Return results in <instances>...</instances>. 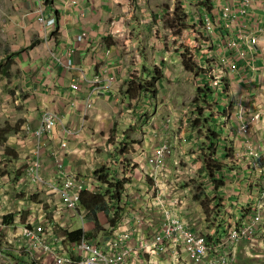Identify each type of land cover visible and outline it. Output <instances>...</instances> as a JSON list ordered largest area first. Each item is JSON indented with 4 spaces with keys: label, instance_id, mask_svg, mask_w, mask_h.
<instances>
[{
    "label": "crops",
    "instance_id": "1",
    "mask_svg": "<svg viewBox=\"0 0 264 264\" xmlns=\"http://www.w3.org/2000/svg\"><path fill=\"white\" fill-rule=\"evenodd\" d=\"M9 1L0 15V42L4 43L0 118H13L6 141L0 143V158L7 160L2 163L6 173L0 175L2 208L17 206L15 199H3L7 191L14 190L18 198H22L20 193H31L30 185L25 191L16 190L14 178H21L32 151L38 149L41 174L47 180L57 181L58 157L63 168L79 176L95 178L94 171L101 168L114 179L127 181L120 203L122 215L129 225L134 217L142 216L143 231L151 236L162 210L154 202L151 167L145 155L167 141L171 153L161 171L167 198L175 200L180 214L207 235L218 254L235 253L231 264H264V227L258 230V239L242 241L236 248H218L229 228L252 213L264 185V167L237 133L240 118L235 112L236 102L241 101L245 117L258 111L262 114L250 140L254 150L264 146V33L253 68L236 60V69L223 76L215 64L223 55L219 43L223 30L209 38L200 22L196 24L198 15L209 13L216 18L211 9L214 0ZM40 6L46 18L54 19L47 31L38 21ZM166 17H173L178 25L168 27ZM249 17L264 26V0H252ZM112 20H117L116 33ZM185 51L197 69H185ZM216 74L220 75L219 84L214 81ZM108 75L114 76L110 82ZM95 76H100L97 83ZM152 77L154 88L149 89L144 84ZM73 80L79 83L77 90L71 88ZM205 85L211 93H207L202 116L209 124L193 125L196 111L192 98L197 88ZM89 98L91 106L87 108ZM45 112L57 115L56 124L51 133L37 136ZM7 125L0 123V130ZM64 129L75 132L65 135ZM62 142L65 148L60 146ZM211 156L224 165L219 176L224 182L219 187L209 171ZM94 180L97 186L103 185ZM201 191L208 199L199 195ZM109 198L105 202H110ZM205 200L214 211L211 215L203 207ZM80 207L79 212L56 224L54 233L62 234L63 222L69 232L93 233L91 239L103 245L111 227L107 217L98 215L97 228L85 220ZM25 219L14 222L9 234L18 233ZM14 242L0 237V264H6L3 254ZM218 254L212 252L210 257Z\"/></svg>",
    "mask_w": 264,
    "mask_h": 264
},
{
    "label": "built area",
    "instance_id": "2",
    "mask_svg": "<svg viewBox=\"0 0 264 264\" xmlns=\"http://www.w3.org/2000/svg\"><path fill=\"white\" fill-rule=\"evenodd\" d=\"M252 0H214L211 9L216 13L212 18L209 13L198 15L196 24L200 22L206 36H216L218 29L223 30L220 39L221 58L215 62L224 76L236 69V60L248 63L253 68L257 58L256 48L264 33V26L249 17ZM38 21L47 31L54 25L53 18H46L40 6ZM111 21L113 33L117 30ZM82 38L78 35L77 40ZM213 40V39H212ZM109 52L108 50H106ZM100 76H95L97 83ZM113 75H108L110 82ZM219 84L220 75L214 77ZM78 81L73 80L71 88L77 90ZM91 106L89 98L87 108ZM236 116L240 118L237 133L245 138V145L250 154L257 156L264 167V146L257 148L252 144L255 127L260 123L262 114L252 113L249 117L241 111V101L236 102ZM57 115L45 112L41 119L36 135L49 134L55 127ZM65 135H72L75 131L64 129ZM62 148L66 143L60 144ZM171 153L170 144L161 142L145 155L147 164L151 167L150 178L153 183L154 202L161 207V220L155 225L151 236L143 231L144 218L134 217L132 225L122 215L117 223L110 227L108 239L103 245L87 239L84 235L77 242H71L66 232L69 228L61 224L62 234H55L53 229L68 214L79 212L80 194L87 192L91 195L107 198L104 184L97 186L95 178L79 176L63 168L62 161L56 157L57 181L45 179L41 174V160L38 149L32 151L30 159L24 167L22 176L17 180L15 189L27 187L37 188L47 196V201L27 198L16 201V207L2 208L0 201V237L15 241V245L8 247L3 256L6 264H231L235 253H220L208 242L207 235L197 230L194 225L179 212L175 200L167 198L163 188L162 168L166 157ZM59 155V154H58ZM2 183V182H1ZM50 207V208H49ZM7 209V210H6ZM9 209V210H8ZM51 209V210H50ZM6 210V211H5ZM51 211V212H49ZM27 214L25 224L20 231L10 235L14 222L21 220V215ZM48 213H50L48 215ZM12 214L10 222L5 223L4 217ZM113 217V212H110ZM264 220V185L255 203L252 213L241 219L238 225L229 228L219 247H234L242 241L258 239V230ZM59 221V222H58ZM11 242H9L10 244ZM214 252L218 255L210 257ZM172 255V257H170ZM169 256V257H168ZM166 258L167 260H164Z\"/></svg>",
    "mask_w": 264,
    "mask_h": 264
},
{
    "label": "trees",
    "instance_id": "3",
    "mask_svg": "<svg viewBox=\"0 0 264 264\" xmlns=\"http://www.w3.org/2000/svg\"><path fill=\"white\" fill-rule=\"evenodd\" d=\"M177 16L178 15L175 14V18H177ZM182 63L186 70L193 71L197 69V65H195L196 63L193 60H191V58L189 57V53L187 51H185L182 54ZM2 72L5 73L4 71ZM154 78L155 77L151 78L152 81L145 82L144 86L148 87L149 89L154 88V82H153ZM209 92L211 93V89L208 88L207 85H205L204 88L202 87L197 88L196 94L192 98V102H191L194 105V109L196 111V116L191 120V124L195 125L199 122L204 123V125L206 126L209 124V120L202 116V108L203 106H206V102H208L207 93ZM207 106H209V104ZM208 131L211 133L209 127H208ZM8 133H9L8 126L0 130V143L6 141V135ZM211 135H213L212 137L217 136L215 132H212ZM211 157L212 160L209 163V171L212 175L213 180H215L216 185H218L219 187L224 182V180H222V177L219 178V176L222 174V170L224 169V165L217 158H213V156ZM93 174L98 182L106 186V193L110 196L109 198L110 202L108 201L105 202V198H103L102 196H95L87 192H82L80 194V204L81 206H83V209L85 211L84 214L85 220L92 221L94 226L99 228L100 222L98 220V215L100 213H104V216L107 217V221L109 222L110 226L113 227V225L117 223V221L122 215V208L120 207V203L124 198V193H125L124 185L127 181H125L124 179L123 180L114 179L113 175L109 176V172L107 171V169L99 168L95 170ZM15 179L17 181L18 175L14 178V182ZM199 195L204 196L206 197V199H208L207 193L205 191H201ZM217 195H221L220 192L217 193ZM19 197H23V193H20ZM111 200H113L112 203ZM202 203H203V207L205 208V210L208 212L209 215L214 213V211L209 209V201L205 200ZM111 211L113 212V217L110 216ZM216 213L218 214V210L216 211ZM11 219H12V214L4 217L5 223L10 222ZM261 227H264V220L262 221ZM66 234L71 242H77L82 237V231L80 229L73 230L71 232H66ZM93 235L95 234L86 233L85 237L87 239H91Z\"/></svg>",
    "mask_w": 264,
    "mask_h": 264
},
{
    "label": "rangeland",
    "instance_id": "4",
    "mask_svg": "<svg viewBox=\"0 0 264 264\" xmlns=\"http://www.w3.org/2000/svg\"><path fill=\"white\" fill-rule=\"evenodd\" d=\"M5 2L7 1V0H4ZM9 1V0H8ZM5 2H3V1H1L0 0V15H2L1 14V11H3V10H5ZM10 2V1H9ZM3 16V15H2ZM174 18L172 17V18H169V17H166L164 20H165V22H164V24H166L168 27H170V25H171V27L173 28L175 25H178V23L177 22H175L174 20H173ZM178 19V18H177ZM168 22V23H167ZM2 23V21H1V17H0V24ZM173 32V31H172ZM155 33H156V31H155ZM156 34H158V32L156 33ZM159 34H162L161 32H159ZM159 34H158V36H159ZM126 36V35H125ZM163 36H167V34H163ZM123 39H125L124 37H123ZM4 45V43L3 42H0V55H2L1 53H2V51H1V46H3ZM191 60H193L192 58H191ZM10 85L7 87V89H10ZM10 91V90H9ZM0 99H2V98H0ZM4 101V103H6L7 101H6V99L5 100H3ZM11 108V106H9V109ZM1 120H0V123L2 124L3 122L4 123H7L8 125V127H10L9 125H11V119H13L12 117H11V115L10 116H8V117H5V116H3V118H0ZM9 120V121H8ZM13 123V122H12ZM262 145H264L263 143H262ZM7 146V145H6ZM7 147H10L9 145L7 146ZM1 153V152H0ZM7 162V160H3V159H1L0 158V175L1 174H5L6 173V169H4V167L2 166V163L3 162ZM20 168H22V165H21V167ZM23 169H24V167H23ZM22 169V170H23ZM185 180H187V179H185ZM14 191V190H13ZM13 191H7V193H5V194H3V199L5 200V201H7V200H9V198H13V199H15V201H17L18 199H22L23 200V202H25V200L24 199H26V197L27 198H31V199H35V200H41V201H45L46 200V196L42 193V192H40L37 188H32V191H31V193H29V194H27L26 195V197L24 196V197H22V198H18V196H16V194L15 193H13ZM7 210V209H6ZM5 210V211H6ZM9 210V209H8ZM26 216H27V214H22L21 215V217H25L26 218ZM103 236H106V234H103ZM103 240H105V239H103Z\"/></svg>",
    "mask_w": 264,
    "mask_h": 264
}]
</instances>
